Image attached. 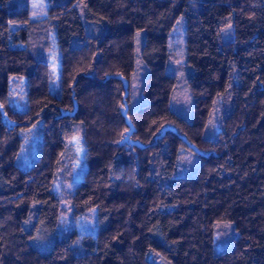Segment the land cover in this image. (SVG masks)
<instances>
[{"label":"trees","instance_id":"1","mask_svg":"<svg viewBox=\"0 0 264 264\" xmlns=\"http://www.w3.org/2000/svg\"><path fill=\"white\" fill-rule=\"evenodd\" d=\"M35 1L0 0V264H264V0Z\"/></svg>","mask_w":264,"mask_h":264},{"label":"rangeland","instance_id":"2","mask_svg":"<svg viewBox=\"0 0 264 264\" xmlns=\"http://www.w3.org/2000/svg\"><path fill=\"white\" fill-rule=\"evenodd\" d=\"M39 2L35 1V5H37ZM54 75L56 76V72H54ZM9 89L11 91L12 97L10 99V104L15 107V108H22L23 106V102L25 100V90H26V80L24 76H17V75H12L9 78ZM52 88V87H51ZM81 139V138H80ZM72 143L74 145V147L76 148V152H77V158L75 160V166L77 167V169L80 167L81 162H79L82 159V156L84 154V147L82 144V149H81V145H80V141L79 139H77V137H74L72 139ZM80 177L77 178L76 183L79 181ZM60 184H55V188H59ZM90 212L87 214L89 215V218L87 219V221L81 222L82 226H78L77 224H75L77 230L80 232H89L95 231V228H93V226L95 225L96 222V210L95 208H91V210H89ZM93 212V213H92ZM92 213V214H91ZM61 220L63 221L62 217H60ZM70 225V223H67L65 228H68ZM95 227V226H94ZM221 231H220V235L217 239L214 238V243H213V248L215 249V251H217V249L222 248L223 246L228 244V240L232 234V227L230 224V221H226L221 223ZM81 228H83V230H81ZM47 234V230L46 229H42L37 233V237H36V241H40V237H45Z\"/></svg>","mask_w":264,"mask_h":264}]
</instances>
